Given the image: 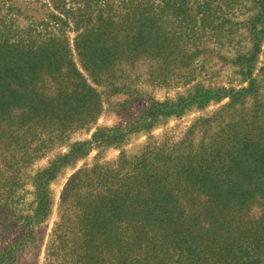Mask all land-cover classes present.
<instances>
[{"label":"trees","instance_id":"16d2710c","mask_svg":"<svg viewBox=\"0 0 264 264\" xmlns=\"http://www.w3.org/2000/svg\"><path fill=\"white\" fill-rule=\"evenodd\" d=\"M7 1L0 7V136L10 138L27 123L55 122L63 133L93 121L102 112L99 89L131 88L122 77L145 62L162 81L181 72L175 63L196 55L201 24L212 14L210 0H45L52 31L45 24L41 33L22 35L13 30V6L2 13ZM252 23L250 59L260 50L262 21ZM68 31L77 36L69 39ZM254 89L252 80L244 93ZM242 95L233 93V101ZM176 113L174 105L157 103L145 119ZM257 132L230 134L228 150L210 149V160L171 175L156 167L137 174L139 165L124 181L123 164L115 176L80 173L65 193L68 213L50 242L49 264H264V130ZM101 136L103 144L111 141L100 131L66 159L91 151ZM54 172L38 176L37 220L50 213L46 187ZM29 237L30 230L18 247ZM15 249L0 264H11Z\"/></svg>","mask_w":264,"mask_h":264},{"label":"rangeland","instance_id":"374dc122","mask_svg":"<svg viewBox=\"0 0 264 264\" xmlns=\"http://www.w3.org/2000/svg\"><path fill=\"white\" fill-rule=\"evenodd\" d=\"M190 1L203 5L205 0ZM210 2L212 14L201 24L205 32L198 52H191L190 62L175 63L181 72L168 73L162 81L145 62L122 77L123 85L128 82L131 88L116 94L99 89L102 112L93 121L63 133L55 122L39 121L24 124L12 138L8 132L0 136V257L15 247L11 264H49L50 242L68 213L65 193L80 173L112 171L115 176L123 164L119 179L124 181L139 165L137 174H142L141 167H156L171 175L201 158L210 160V149L228 150L230 134L257 137V131L264 130V0ZM45 4V0H8L2 13L13 6V30L19 34L41 33L45 24L52 31ZM257 18L263 23L257 28L260 50L250 59L256 44L252 21ZM76 36L67 32L69 39ZM252 80L254 91L244 93ZM233 93L243 94L240 101H233ZM201 96H210V102L199 104ZM157 103L174 105L178 113L145 119ZM100 131L111 137L109 143L100 142L101 136L91 151L66 159L77 144L91 142ZM50 169L55 170L46 187L50 213L37 220L38 176ZM194 183L189 180L186 185ZM28 230L29 239L18 247Z\"/></svg>","mask_w":264,"mask_h":264}]
</instances>
